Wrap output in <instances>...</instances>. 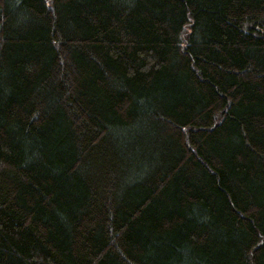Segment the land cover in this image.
I'll return each mask as SVG.
<instances>
[{
    "label": "trees",
    "instance_id": "16d2710c",
    "mask_svg": "<svg viewBox=\"0 0 264 264\" xmlns=\"http://www.w3.org/2000/svg\"><path fill=\"white\" fill-rule=\"evenodd\" d=\"M0 264H264V0H0Z\"/></svg>",
    "mask_w": 264,
    "mask_h": 264
}]
</instances>
